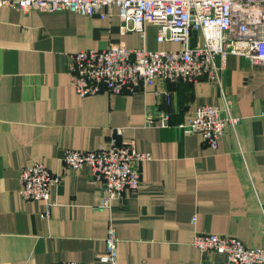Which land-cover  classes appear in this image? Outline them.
Returning <instances> with one entry per match:
<instances>
[{
  "label": "crops",
  "instance_id": "0c3cea01",
  "mask_svg": "<svg viewBox=\"0 0 264 264\" xmlns=\"http://www.w3.org/2000/svg\"><path fill=\"white\" fill-rule=\"evenodd\" d=\"M192 40L202 35L194 32ZM120 44L179 48L159 42L151 23L142 36L132 21L122 22L116 6L105 18L0 7V264H106L99 255L110 226L120 238L119 264H231L222 253L194 246L199 231L264 249V66L230 54L220 71L222 89L205 78L182 79L136 93L104 88L80 96L69 54ZM225 98L240 121L226 126L217 148L182 131L198 105L223 107ZM112 136L152 159L142 166L140 188L126 189L108 209L100 207L105 184L89 166L69 170L62 156L66 148H101ZM35 162L62 176L48 201L20 194L21 169Z\"/></svg>",
  "mask_w": 264,
  "mask_h": 264
},
{
  "label": "built area",
  "instance_id": "2783aa9c",
  "mask_svg": "<svg viewBox=\"0 0 264 264\" xmlns=\"http://www.w3.org/2000/svg\"><path fill=\"white\" fill-rule=\"evenodd\" d=\"M22 11H68L86 16H108L114 6L125 24L145 36L146 24L157 26L159 42H174L177 49L150 50L113 45L108 49H87L69 54L71 84L80 96L94 95L104 88L113 94L136 93L157 81L198 82L207 79L222 89L220 71L230 54L244 56L252 64L264 66V0H0ZM199 32L201 42L193 45L192 34ZM218 57L222 65L217 62ZM202 104L180 128L199 133L211 148H217L226 126L235 127L240 118L232 114L231 104ZM170 115L161 114L164 126ZM153 121H151L152 123ZM150 123V121H149ZM121 133L120 130L117 132ZM152 154L129 144H118L112 136L107 145L93 150L66 148L62 160L69 170L91 168L92 178L105 184L107 195L100 207L112 208L113 201L126 189L138 190L142 166ZM62 176L43 162L23 167L20 194L27 200L48 201ZM197 217L192 222L195 224ZM119 236L110 226L105 237L106 250L99 255L106 264H119ZM193 244L203 254L216 251L231 264L264 263V249L246 245L239 237L199 231ZM50 264H79L76 261Z\"/></svg>",
  "mask_w": 264,
  "mask_h": 264
}]
</instances>
